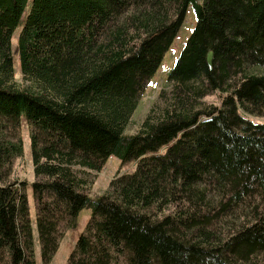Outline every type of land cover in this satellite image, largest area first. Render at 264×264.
Segmentation results:
<instances>
[{"label": "trees", "instance_id": "obj_1", "mask_svg": "<svg viewBox=\"0 0 264 264\" xmlns=\"http://www.w3.org/2000/svg\"><path fill=\"white\" fill-rule=\"evenodd\" d=\"M190 9L170 97L129 136ZM247 116L264 117V0H0V264H37L29 186L11 180L24 124L43 264L84 209L67 264H264V124ZM113 156L135 170L94 198Z\"/></svg>", "mask_w": 264, "mask_h": 264}, {"label": "rangeland", "instance_id": "obj_2", "mask_svg": "<svg viewBox=\"0 0 264 264\" xmlns=\"http://www.w3.org/2000/svg\"><path fill=\"white\" fill-rule=\"evenodd\" d=\"M29 8H27V13ZM196 25V17L194 12L190 9L186 14L185 21L182 25V28L179 31L177 38L175 39L171 49L165 55V58L159 68L158 72L155 74L154 78L150 81L145 93L141 97L138 107L131 119V123L127 128L126 134L129 136L136 135L141 130L142 124L144 120L151 114L154 108H163L165 100L168 99L169 91L171 90V85L169 83V73L171 69L174 67L178 57L186 44L189 36L191 35L194 27ZM20 30H17L14 39H13V49L16 51L18 45V34ZM17 61L16 67V83L21 87H27L28 84L25 83L21 77L20 73V63L19 59L15 57ZM227 94H223L220 92L214 93L206 98H204L201 103H199V107L202 109L205 108H215L221 107L222 101ZM158 115V112L156 113ZM159 116V115H158ZM155 117V116H154ZM249 120L254 123L264 124V117H254L247 116ZM157 118V117H156ZM21 136L24 142L25 154L24 157L15 161L13 166V175L11 180L19 183H27L29 186L27 189V195L30 205V213L31 219L33 222V235H34V244H35V252H36V260L37 264H43L41 259V247L39 244V235L35 225L36 222V209L32 191V183L35 181L34 174V164L31 153V145H30V130L29 127L24 124L23 129L21 130ZM135 170L134 163L122 164V162L116 158L111 157L104 168L96 173L94 179V185L92 186L90 193L94 198L100 197L106 194L109 190L110 184L112 180L116 177V175L132 173ZM204 189V187H202ZM92 216V211L88 209H84L79 214L77 219V228L76 229H67L64 227L62 229V240L60 243V247L53 258L51 264H67L68 259L75 248V245L81 236V234L85 231L87 224ZM225 226L220 225L221 232L225 230V233L229 232L228 229H222Z\"/></svg>", "mask_w": 264, "mask_h": 264}, {"label": "water", "instance_id": "obj_3", "mask_svg": "<svg viewBox=\"0 0 264 264\" xmlns=\"http://www.w3.org/2000/svg\"><path fill=\"white\" fill-rule=\"evenodd\" d=\"M213 60H214V53L212 51L209 52L208 57H207V65L209 68H213Z\"/></svg>", "mask_w": 264, "mask_h": 264}]
</instances>
